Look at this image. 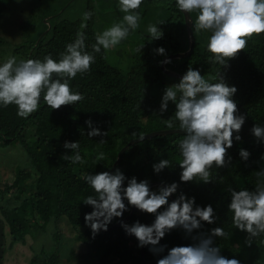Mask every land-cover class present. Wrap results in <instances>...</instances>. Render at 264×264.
Wrapping results in <instances>:
<instances>
[{"label": "trees", "instance_id": "obj_1", "mask_svg": "<svg viewBox=\"0 0 264 264\" xmlns=\"http://www.w3.org/2000/svg\"><path fill=\"white\" fill-rule=\"evenodd\" d=\"M60 1L57 0L58 3ZM14 2L15 0H0V16ZM69 2L71 0H67L58 9L49 11L43 20L41 18L43 28L36 41L22 47L26 59L43 60L45 56L51 55L59 60L66 45L76 39L78 32L84 33L86 51L92 52V45L98 34L94 27L97 19L94 3L92 0L88 1L85 12L90 11L93 16L84 21L64 17L70 6H67ZM144 2L145 7L150 6L152 11L147 13L146 8L144 9L142 16L145 17L142 22L147 24L143 25H157L163 32V38L151 40L148 37L146 44L141 46V52L135 49L132 55L133 60L137 61L135 69L124 72L111 65L107 51L101 49L100 53H93L95 63L90 72L78 74L69 81L73 91H78L85 97L83 101L52 110L41 99L39 110L27 119L17 115L14 105L7 108L0 106V148L18 145L27 159V166L15 173L12 183L2 187L0 182V204L15 189L18 190L15 196H20V203L16 205H0V264H5L8 250H12L18 243L25 244L28 235L37 237L39 233L52 236L58 248L56 251L43 248L39 254H35L30 264H37L41 258L45 259L42 264H60L64 258H72L74 261L84 259L82 261L87 264H91V259H94V264H144L138 241L127 235L121 226L106 232L100 231L93 237L84 221L85 214L93 209L82 201L95 193L81 179L85 173L112 172L119 153L132 140L155 131L180 129L178 121L174 128H168L165 124L169 118L174 119L175 105L169 102L168 110L161 113L160 104L165 87L180 80L163 70V60L190 49L185 15L177 9L175 0ZM66 6V10L55 17ZM190 14L195 23L197 13ZM153 18H156V22ZM82 24H86V27H82ZM193 32V53L188 57L170 60L171 63L166 67L184 75L191 66L213 83L217 82L215 78L220 74L230 86L237 88L233 99L237 102L238 114L244 115L246 121L239 133L241 140H234L233 147L228 150L230 164L212 169L214 182H180L179 142L184 133L178 132L132 145L124 154L119 169L127 178L136 177L138 182L146 179L150 185L178 183V192L173 195L175 199L182 192L189 198L195 197L197 206L210 204L213 207L216 222L211 225L203 224L199 231L208 233L213 228L223 227L228 237L214 238V246H220L221 255L238 259L240 264H264V235L254 238L252 245L247 246L246 233L233 226V214L227 207L230 202L228 189L253 190L258 182L256 173L264 170V142L258 141L251 132L255 124L264 126V34L251 38L245 52L228 61L229 66L224 68L209 62L211 53L207 50V44L211 33L195 31L194 24ZM161 47L165 49V55L157 54L156 49ZM89 119L93 127L108 132V135L90 138L87 135L90 129L85 123ZM101 139L106 142L101 144ZM66 141L79 142L83 164H72L62 158L64 154L71 155V151L64 148ZM241 148L250 153L247 161L239 156ZM100 152L106 158L98 161L96 156ZM162 159L169 160L171 167L156 174L153 164ZM259 179L264 180V177ZM160 186H154L152 190L155 191ZM169 202H172L171 197ZM125 204L127 206V201ZM132 209L129 207L122 218L113 219L108 228L128 217ZM62 218L69 220L78 231L79 241L87 247V254H80L73 249L64 235L58 232L57 225ZM154 219V216L137 210L126 223L131 225L139 221L151 225ZM8 226L9 236L13 239L9 244ZM51 226L55 231L50 235L48 230ZM193 243L190 237L186 238L182 229L173 230L160 241L161 245L167 246L160 256L154 255L146 247V262L157 263L162 255L167 254L168 249Z\"/></svg>", "mask_w": 264, "mask_h": 264}, {"label": "clouds", "instance_id": "obj_2", "mask_svg": "<svg viewBox=\"0 0 264 264\" xmlns=\"http://www.w3.org/2000/svg\"><path fill=\"white\" fill-rule=\"evenodd\" d=\"M143 3L144 0H118L119 11L124 14L122 20L96 35L91 53L86 51L84 33L78 32L76 39L66 45L59 60L51 55L43 60L6 58L0 64V106L14 105L17 115L27 119L39 110L41 99L52 110L83 101L85 97L73 91L69 81L78 74L90 72L95 63L93 53L116 48L129 37L130 32L139 28V9ZM175 4L180 12L197 13L195 31L211 33L207 50L211 53L209 62L212 64L227 68L228 61L245 52L251 38L264 34V0H175ZM92 16V12H85L83 20L87 21ZM81 26L86 27V24ZM147 32L151 40L163 38V32L157 25H148ZM142 47L137 51L141 52ZM156 52L165 55L163 47ZM215 79L217 82H211L190 66L178 83L164 89L160 112L168 110L169 102L175 105L174 119L169 118L165 124L174 128L178 121V127L184 132L179 142L181 159L178 163L182 183L214 182L212 169L230 164L228 150L233 147L234 140H241L239 133L246 117L238 114L237 102L233 99L237 88L230 86L220 74ZM85 123L90 129L87 133L90 138L108 135V132L93 127L90 119ZM251 132L258 141L264 142V126L255 124ZM105 142L100 140L101 144ZM64 148L71 151V155L62 156L65 161L84 163L79 142L66 141ZM239 156L247 161L250 153L241 148ZM105 158L103 152L96 156L98 161ZM170 167V161L162 159L153 164V171L159 174ZM256 176L258 182L253 190L228 189L230 202L227 207L233 214V226L246 233L245 244L249 247L254 238L264 235V180L259 179L264 177V170L258 171ZM81 179L95 193L82 201L93 209L84 216L85 226L91 229L93 237L100 231H108L113 219L122 218L132 207L155 217L151 225L139 221L131 225L121 223L125 233L136 238L138 247H148L150 252L160 256L167 248L160 241L176 229H182L186 238L194 241L190 245L168 249L157 264H240L238 259L221 255L220 246H214V238L228 237L223 227L213 228L208 233L199 231L203 224L216 222V213L210 204L197 206L195 197L189 198L182 192L169 202V198L178 192V183H162L154 191L148 180L138 182L136 177L129 179L119 168L114 172L85 173ZM194 232L198 234L193 235Z\"/></svg>", "mask_w": 264, "mask_h": 264}, {"label": "rangeland", "instance_id": "obj_3", "mask_svg": "<svg viewBox=\"0 0 264 264\" xmlns=\"http://www.w3.org/2000/svg\"><path fill=\"white\" fill-rule=\"evenodd\" d=\"M87 1L89 0H71V5L66 10L64 17L83 20V13H85L87 8ZM92 1L97 2L98 10L100 9L101 13L98 14L100 15L98 20L96 19L97 32L102 33L114 23L122 20L124 14L119 11L118 0ZM65 2H67V0H61L59 3L57 0H15L14 4L0 16V64H2L6 58L12 56H15L18 60L26 59L22 47L36 41L38 33L43 28L41 18L43 20V17H45L49 11L58 9ZM145 8L147 13L152 11L150 6L145 7V2L142 4L139 9L141 15L139 28L134 32H130L129 37L116 48L107 51L108 62L124 72L135 69L137 61L136 59L133 60L132 55L135 49L146 44V40L150 35L147 32L148 26L143 25L144 23L147 24V22H142L143 17H145L142 16ZM108 16L111 18H109V21L107 18ZM153 21L156 22V18H153ZM16 50H20V52L16 53ZM26 163L27 159L18 145L0 148V182L2 187L7 183H12L15 173H18L20 168H25L27 166ZM17 192V189L13 190L6 196L5 200L0 205L4 207L7 206L8 203H12L13 205L20 203L18 199L20 196H15ZM0 218H2L1 212ZM57 228L58 232L64 235L73 249H76L80 254H87V247L79 241L78 231L69 220L62 218ZM8 231L9 226L7 227V233ZM54 231L55 229L52 226L49 227L48 233L50 235ZM7 238L8 244L11 243L13 239L9 236V233ZM26 240L25 244L18 243L12 250H8L5 264H30L35 254H39L43 248L51 251H56L58 248L52 236L41 235L39 233L37 237H33L30 234L27 236ZM82 260L84 259L74 261L72 258H64L61 260L60 264H87ZM43 261H45V259L41 258L37 264H42ZM94 263V259H91V264Z\"/></svg>", "mask_w": 264, "mask_h": 264}, {"label": "water", "instance_id": "obj_4", "mask_svg": "<svg viewBox=\"0 0 264 264\" xmlns=\"http://www.w3.org/2000/svg\"><path fill=\"white\" fill-rule=\"evenodd\" d=\"M183 14L185 15V19H186V25H187L188 35H189V39H190L189 40V42H190V49L187 52H185V53H179V54H175V55H171L169 57H166L163 61H165V60H173V59H181V58H184V57H188L194 51V48H195V36H194V32H193V24H194V21H193V18L191 17V14H187V13H183ZM166 65L167 64L162 63L163 70L167 74H169L170 76H172L174 78H177V79H181L182 78L183 75L178 74V73L173 72V71H170L169 69H167ZM178 132L184 133L181 129H176V130L175 129L161 130V131H155V132H152V133H148V134L142 136L143 139H141V137H140V138H137V139L132 140L119 153L118 159H117L116 163L113 166L112 172H114L116 168H119L120 167L121 162H122V159L124 157V154L126 153V151L132 145H135V144H137L139 142H143V141L152 139V138H154L156 136H163V135L172 134V133H178ZM157 185H162V183H154V184L150 185V187L153 188L154 186H157ZM171 199L173 201V200H175V197L172 196ZM136 211H137V209L133 208L132 211H131V213H130V215L128 217H126L125 219L119 221L118 223H116L112 227L108 228V231H110L112 229H115V228L121 226V223L122 222L123 223H126L127 221H129L131 219V217L135 214ZM145 249H146V247L141 248V257H142L143 263L144 264H151L149 262H146V259H145ZM153 263L154 264H157L155 262H153Z\"/></svg>", "mask_w": 264, "mask_h": 264}, {"label": "flooded vegetation", "instance_id": "obj_5", "mask_svg": "<svg viewBox=\"0 0 264 264\" xmlns=\"http://www.w3.org/2000/svg\"><path fill=\"white\" fill-rule=\"evenodd\" d=\"M69 3H70V2H69ZM69 3L67 4V6L71 5V3H70V4H69ZM93 3H94V6H95V9H96L97 20H98V18H99V16H100V15H98V14H101V13H100V9L98 10V4H97L96 1L93 2ZM67 6L64 7L63 10H62L59 14L55 15V17L60 16V14L63 13V12L66 10ZM86 7H88V1H87V4H86ZM107 18H108V17H107ZM108 21H109V18H108ZM94 27H95V30H97V22H96V21H95V25H94ZM98 33H99V32H98Z\"/></svg>", "mask_w": 264, "mask_h": 264}]
</instances>
